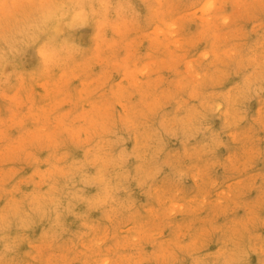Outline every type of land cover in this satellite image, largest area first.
Instances as JSON below:
<instances>
[{
	"label": "clouds",
	"instance_id": "1",
	"mask_svg": "<svg viewBox=\"0 0 264 264\" xmlns=\"http://www.w3.org/2000/svg\"><path fill=\"white\" fill-rule=\"evenodd\" d=\"M261 160L264 0H0V264H264Z\"/></svg>",
	"mask_w": 264,
	"mask_h": 264
},
{
	"label": "rangeland",
	"instance_id": "2",
	"mask_svg": "<svg viewBox=\"0 0 264 264\" xmlns=\"http://www.w3.org/2000/svg\"><path fill=\"white\" fill-rule=\"evenodd\" d=\"M154 36L157 37L158 40H163V37L159 36L158 33H154ZM138 43V41H137ZM161 49L163 50L164 49V44L161 43L160 45ZM227 155V152L223 151L222 150V153H221V156H226ZM258 168H261V169H264V160H261L258 162ZM194 186L191 185L190 183L186 185V191L190 194L194 191ZM252 264H256V257H252Z\"/></svg>",
	"mask_w": 264,
	"mask_h": 264
}]
</instances>
